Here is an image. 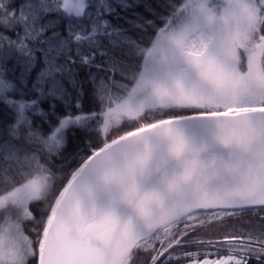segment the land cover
I'll return each mask as SVG.
<instances>
[{
  "label": "snow or ice",
  "instance_id": "6c2138e0",
  "mask_svg": "<svg viewBox=\"0 0 264 264\" xmlns=\"http://www.w3.org/2000/svg\"><path fill=\"white\" fill-rule=\"evenodd\" d=\"M0 29V264H264V0H0Z\"/></svg>",
  "mask_w": 264,
  "mask_h": 264
},
{
  "label": "trees",
  "instance_id": "16d2710c",
  "mask_svg": "<svg viewBox=\"0 0 264 264\" xmlns=\"http://www.w3.org/2000/svg\"><path fill=\"white\" fill-rule=\"evenodd\" d=\"M33 2H35V0H14V7H19L22 4H29V3H33ZM48 2L51 3L52 0H48ZM129 2H133V0H129ZM134 2L140 3V4H149L150 5L154 2V0H134ZM120 16L122 19H116L115 17L113 18L115 23L123 24V22H124L123 18L132 19V17L130 15H128L126 17L125 13L123 11L120 12ZM45 19H58V17L50 15V16H47ZM44 22H45L44 20L41 21V23H44ZM80 23H82L84 25H89L90 21L84 20V21H81ZM60 30L64 31V28L62 27ZM0 31H2V29H0ZM9 35H11V33H9ZM105 43H107V41H105ZM31 46L39 47L38 44L31 45ZM82 51H84L86 53V48L82 49ZM37 55H39V53H37ZM17 57H18V54L10 53L9 59L7 62L8 69H12L15 65H17ZM73 58H75V57H73ZM58 62L63 63L64 60L61 58V59H59ZM38 71H39V66H37L36 70L33 72L32 77H31L32 80L35 79L36 72H38ZM75 71L80 73L79 79L82 82H84L85 86L87 87V83L84 80V73L86 72V69H83L82 67H77L75 69ZM19 75H20V73H19V70L17 68V70L15 72V77L18 78ZM8 78L13 79L15 82V79L13 77V73L11 71H9V73H8ZM28 88H31V83L28 84ZM69 92L71 93V95L68 98V103L73 106L72 109H70L72 111H75V105L77 102H79L82 106H85V107H87L88 105H90L93 102L90 96L89 97H78L77 91H74L71 88H69ZM14 95L18 97L19 93H14ZM30 95H34V94H30ZM42 107H44L46 109L47 108V102L42 104ZM58 107L60 108L61 111L58 112L57 115L63 114V112L65 110L64 103L60 102L58 104ZM2 116H3V105H0V118H2ZM68 136H69L70 143L68 145L67 152L65 153V156L67 157V159L66 160L57 159L55 161V163L57 164L58 167L60 165H67L71 161V159L76 155L77 147H83L84 145H83L82 141L89 138V137H87L86 133L83 132L82 130H72L71 132L68 133ZM234 223H235V221L225 220L223 223H212L210 225H205V227L199 232V235L197 238L198 239H212L214 237H217L222 232H225L228 230V228L226 227L227 225H232Z\"/></svg>",
  "mask_w": 264,
  "mask_h": 264
},
{
  "label": "flooded vegetation",
  "instance_id": "af4514ba",
  "mask_svg": "<svg viewBox=\"0 0 264 264\" xmlns=\"http://www.w3.org/2000/svg\"><path fill=\"white\" fill-rule=\"evenodd\" d=\"M196 238H197V237H196ZM189 250H190V251H193V252L197 251V249H196L195 247L190 248ZM252 264H255V262L253 261Z\"/></svg>",
  "mask_w": 264,
  "mask_h": 264
}]
</instances>
